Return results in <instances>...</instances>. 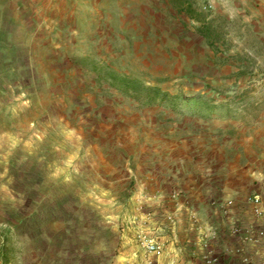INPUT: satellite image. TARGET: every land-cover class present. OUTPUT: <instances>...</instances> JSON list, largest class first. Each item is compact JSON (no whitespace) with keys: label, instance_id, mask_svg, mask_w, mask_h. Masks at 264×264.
<instances>
[{"label":"rangeland","instance_id":"obj_1","mask_svg":"<svg viewBox=\"0 0 264 264\" xmlns=\"http://www.w3.org/2000/svg\"><path fill=\"white\" fill-rule=\"evenodd\" d=\"M176 1L0 0V264L157 261L264 175V14Z\"/></svg>","mask_w":264,"mask_h":264},{"label":"crops","instance_id":"obj_2","mask_svg":"<svg viewBox=\"0 0 264 264\" xmlns=\"http://www.w3.org/2000/svg\"><path fill=\"white\" fill-rule=\"evenodd\" d=\"M250 2L264 14V0H243L245 8ZM263 176L259 169L252 172L228 168L216 185L231 192L229 215L224 220L212 217L213 233L186 238L175 235L173 243L162 245L157 261L148 264H264V217L253 215V205L247 199L251 182Z\"/></svg>","mask_w":264,"mask_h":264},{"label":"trees","instance_id":"obj_3","mask_svg":"<svg viewBox=\"0 0 264 264\" xmlns=\"http://www.w3.org/2000/svg\"><path fill=\"white\" fill-rule=\"evenodd\" d=\"M177 6L179 12L186 15L190 20L202 24L203 27H198V31L208 36L210 28L207 27V17L206 14L194 6V3L190 0H177L174 3Z\"/></svg>","mask_w":264,"mask_h":264},{"label":"built area","instance_id":"obj_4","mask_svg":"<svg viewBox=\"0 0 264 264\" xmlns=\"http://www.w3.org/2000/svg\"><path fill=\"white\" fill-rule=\"evenodd\" d=\"M252 204L254 205L255 213L257 215H260L261 211H262V208H261L262 200H261V198L257 195L254 196L252 198ZM147 248H148L149 252H156L158 250V246L153 242L148 243Z\"/></svg>","mask_w":264,"mask_h":264}]
</instances>
